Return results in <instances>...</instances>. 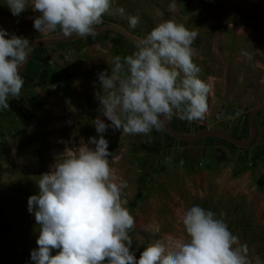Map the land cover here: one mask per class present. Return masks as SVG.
I'll use <instances>...</instances> for the list:
<instances>
[{
	"label": "rangeland",
	"instance_id": "1",
	"mask_svg": "<svg viewBox=\"0 0 264 264\" xmlns=\"http://www.w3.org/2000/svg\"><path fill=\"white\" fill-rule=\"evenodd\" d=\"M4 3L0 0V29L9 36L27 38L30 44L64 38L59 30L42 35L33 27L37 13L28 9L13 16ZM168 3L113 0V11L94 26L117 25L141 40L164 21L183 24L198 33L193 62L211 89L203 123L176 117L167 122L187 139L175 137L164 125L148 134L112 128L104 134L110 165L128 184L122 199L135 219L131 251L138 259L158 240L169 246L183 242L179 217L195 204L216 213L247 245L250 258L264 260V110L254 116L257 135L249 146L217 134L249 142L250 114L264 106V0H176L174 13ZM121 7L123 15L115 11ZM129 16L139 18L135 28ZM136 50L137 44L116 30L35 47L20 72V95L0 111V264H34L31 251L37 248L40 226L28 211V198L38 194L40 176L51 171L66 148L98 136L92 121L97 116L107 120L98 111L97 74H110L114 57L123 60Z\"/></svg>",
	"mask_w": 264,
	"mask_h": 264
},
{
	"label": "clouds",
	"instance_id": "2",
	"mask_svg": "<svg viewBox=\"0 0 264 264\" xmlns=\"http://www.w3.org/2000/svg\"><path fill=\"white\" fill-rule=\"evenodd\" d=\"M112 3L5 0L4 4L13 16L28 9L37 13L33 27L42 35L59 30L72 37L94 35V26L113 11ZM167 7L174 13L176 0H169ZM115 11L124 13L122 7ZM138 22L137 16L128 17L131 28ZM197 35L174 20L164 21L140 40L132 54L123 60L114 57L110 74L108 70L97 74L98 111L107 122L97 116L92 124L98 136L66 148L51 171L40 176L38 194L28 198V211L40 226L37 248L31 251L34 264H264L259 256L249 257L247 245L216 213L195 204L179 217L183 242L169 246L158 240L145 247L138 259L131 251L129 233L135 219L122 199L128 184L110 165L112 152L104 134L109 128L121 134H148L173 117L189 123L205 121L211 89L199 78L200 68L193 62ZM31 52L27 38L0 29V111L9 108L10 98L20 95L24 86L20 69ZM241 55L251 59L247 51Z\"/></svg>",
	"mask_w": 264,
	"mask_h": 264
},
{
	"label": "water",
	"instance_id": "3",
	"mask_svg": "<svg viewBox=\"0 0 264 264\" xmlns=\"http://www.w3.org/2000/svg\"><path fill=\"white\" fill-rule=\"evenodd\" d=\"M108 30H116V31L120 32L122 35H124L127 39L131 40L135 44H138L140 42V40H138L137 38H135L134 36H132L131 34L126 32L123 28H121V27H119L117 25H110V26H103V27L96 28L95 29V33L96 32H102V31H108ZM76 37L77 36L56 38V39H39V40L32 41L31 42L32 52L29 54L28 62L21 67L20 71L25 69L28 66V64H29V62H30V60L32 58V55L34 53V49H35V47L37 45H45V44H55V43L67 42V41H71V40L75 39ZM262 110H264V106L255 109L250 114L249 122H250V126H251V129H252V137H251V140L249 142L245 143L243 141H240L237 138H235V137H233V136H231V135H229L227 133L218 132L217 134L232 140L233 142H235L236 144H238L240 146H249L254 141V139H255V137L257 135V129H256V126H255V123H254V116H255L256 113H258L259 111H262ZM164 127H165V129L167 131H169L175 137H179V138H182V139H187V137H184V136L179 135V134L175 133L174 131H172L170 129L169 125L167 124V122H165ZM209 135H213V134L210 133ZM203 137H205V136H203Z\"/></svg>",
	"mask_w": 264,
	"mask_h": 264
}]
</instances>
